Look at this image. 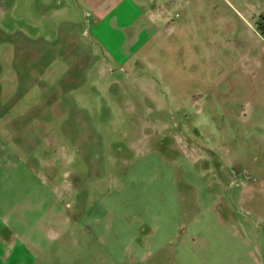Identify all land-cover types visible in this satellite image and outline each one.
<instances>
[{
	"label": "rangeland",
	"instance_id": "1",
	"mask_svg": "<svg viewBox=\"0 0 264 264\" xmlns=\"http://www.w3.org/2000/svg\"><path fill=\"white\" fill-rule=\"evenodd\" d=\"M257 16L0 0V264H264Z\"/></svg>",
	"mask_w": 264,
	"mask_h": 264
},
{
	"label": "crops",
	"instance_id": "2",
	"mask_svg": "<svg viewBox=\"0 0 264 264\" xmlns=\"http://www.w3.org/2000/svg\"><path fill=\"white\" fill-rule=\"evenodd\" d=\"M260 17H262V16H260ZM260 17H256L254 20H255V26H254V29H255V32L257 33V34H264V26H262V28H260L259 26H258V22H259V19H260ZM55 118H59V120H62L63 118H62V114L61 113H54L53 114V116H52V118L50 117V116H48V118L47 119H45L44 121H47V122H50L52 119H55ZM56 129V128H55ZM56 131H58V132H61V128H60V126L56 129ZM47 134L49 135L50 134V132H48L47 131ZM28 195V194H27ZM30 196L31 197H33L34 198V195L32 194H30ZM30 196H28V197H30ZM29 215L30 214V216H32V215H34V213L32 212V210L30 211V212H25V215ZM19 215V214H18ZM4 239L2 238V236H0V241H3ZM27 241V240H26ZM32 242V241H31ZM27 245L25 246V247H27V249H31V250H33V249H35V243H26ZM13 250L16 248V246H19V247H21V244H18V243H13ZM11 246V247H12ZM23 246V245H22ZM11 258H12V256H11ZM37 258V255L32 251V252H28V255H27V258H25L24 259V257H21V258H19L18 260H19V262H20V264H33L34 263V259H36Z\"/></svg>",
	"mask_w": 264,
	"mask_h": 264
},
{
	"label": "flooded vegetation",
	"instance_id": "3",
	"mask_svg": "<svg viewBox=\"0 0 264 264\" xmlns=\"http://www.w3.org/2000/svg\"><path fill=\"white\" fill-rule=\"evenodd\" d=\"M258 26L260 28H262V26H264V16L260 17L259 22H258Z\"/></svg>",
	"mask_w": 264,
	"mask_h": 264
}]
</instances>
